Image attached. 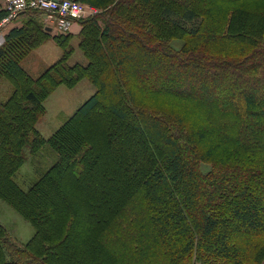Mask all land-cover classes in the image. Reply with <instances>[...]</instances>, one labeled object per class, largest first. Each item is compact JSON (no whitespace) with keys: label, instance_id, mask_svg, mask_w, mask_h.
Segmentation results:
<instances>
[{"label":"trees","instance_id":"1","mask_svg":"<svg viewBox=\"0 0 264 264\" xmlns=\"http://www.w3.org/2000/svg\"><path fill=\"white\" fill-rule=\"evenodd\" d=\"M77 1L97 9L79 21L86 64H68L72 34H52L33 9L0 47V78L13 85L0 102V199L34 228L20 244L0 223V264H264V0H163L150 13L151 0ZM50 38L63 53L34 77L20 62ZM83 78L95 92L44 138L43 101ZM97 108L128 123L146 154L128 169L117 153L122 179L102 191L85 182L112 159V138L90 120ZM45 146L56 159L21 188L16 172ZM54 175L83 197L52 200ZM33 199L50 214L33 212Z\"/></svg>","mask_w":264,"mask_h":264},{"label":"rangeland","instance_id":"2","mask_svg":"<svg viewBox=\"0 0 264 264\" xmlns=\"http://www.w3.org/2000/svg\"><path fill=\"white\" fill-rule=\"evenodd\" d=\"M163 0H151L148 4L143 5V11L144 12H156L157 9H159V2ZM257 2V1H255ZM259 2H262L259 0ZM244 7V6H242ZM93 14H87L83 18H86L88 16H91ZM147 15V14H146ZM81 18V19H83ZM249 20L247 19H240L242 20V26H247V21H253L256 22L257 18L254 16H249ZM77 20L76 24L79 28L73 29L72 27L67 31L72 34L68 41V46L71 49V53L68 59V64H74L76 62H79L81 64L87 63V58L82 54L81 50L79 49L78 43H79V30H80V24ZM51 30L50 32L52 34H57L60 32L56 27L50 26ZM240 27V26H239ZM120 28V27H117ZM5 41V36L2 37L0 40V47ZM176 44H179L177 41H173ZM63 53V50L59 45L56 44V42L53 41L52 38L46 40L45 42L38 45L36 48H33L28 51L24 55V57L21 60V66L32 76L39 75L45 68H47L50 64L55 62L59 57H61ZM161 53V52H160ZM101 64V63H100ZM94 68L101 69L99 63L96 62V66ZM95 70V69H94ZM109 80H111V77H108ZM160 84H163V81L160 80ZM13 90L12 83L5 77L2 76L0 78V102L7 99V97L10 95V93ZM96 88L95 86L87 79L83 78L80 81H78L74 86L67 87L65 85H59L56 87L49 96L43 101V106L45 108V113L40 117L38 122L36 123V129L41 133V135L44 136V138H48L69 116H71L75 110L87 99L89 98L94 92ZM183 109V107L181 108ZM100 108H97L95 113H93L90 117V120L92 121V124H94L96 127H102L103 130L105 129V132L107 133V138L110 139L111 148H109L108 151L112 154V159H107L105 162L107 166L109 167H103L101 170H97L94 172V176L91 177L90 181H85L89 189L90 185L100 191H102L104 188L109 189L112 188L115 181H119L122 179V175L117 173L115 170L117 168L118 164V156L122 153L123 161L119 160V163L122 167H129L136 163L135 156L142 151L141 144L139 142L138 136L136 133L131 131V126L126 123L121 125H118L116 123V119L109 115L106 111L102 110L100 112ZM15 122L14 124L20 125V118H17L14 114L9 113L6 117V121L12 120ZM76 121H79L81 125H86L88 128H84L83 131L86 133V130H90V126L87 125L85 121L81 122L80 117L77 118ZM85 122V123H84ZM122 124V123H121ZM197 121H193L192 126L196 127L198 126ZM83 127V126H82ZM111 133V136L109 135ZM83 144L81 145V147ZM27 152V151H26ZM41 157L38 156H31L29 155V159L19 168V170L16 172L15 175V181L17 184L23 188L27 189L29 185L36 180L40 174L46 170L56 159L57 154L55 151H53L48 146H45L44 149L41 150ZM119 153V155L117 154ZM92 153L84 151L80 152V157L85 158L87 160L92 158ZM146 154L143 153V156ZM34 157V158H33ZM146 157V156H145ZM82 164L85 165V162L82 161ZM105 165V164H104ZM137 169L141 167V164L139 162L136 163ZM102 166V165H100ZM206 168V166H205ZM115 171V172H114ZM72 177L75 176L74 168H71ZM112 176V177H110ZM64 178V179H58V177H55L54 179L57 181L55 182V186L51 187L48 193L49 196L52 198V200H56V193H60L61 191L65 195H73L75 192L77 195H80L83 197L82 193L76 186V184L72 183L73 178ZM76 177V176H75ZM75 179V178H74ZM115 180V181H114ZM84 182V181H83ZM57 183V185H56ZM59 184L61 187H59ZM82 184V183H81ZM55 187V188H54ZM91 189L90 191L94 190ZM89 191V192H90ZM100 194V193H99ZM54 200V201H55ZM96 202V201H95ZM32 210L33 212H40V213H48L49 204H45L44 207H41L37 203L36 200L33 199L32 202ZM83 207L84 213H90L91 205ZM27 207V206H26ZM95 207L99 208V205L95 203ZM34 213V214H35ZM86 220L89 221V217L86 216ZM0 223L5 227L8 236L13 241H16L17 243H25L34 233L33 226L25 220L16 210H14L8 203H6L4 200L0 199ZM60 260L63 264H72V262L76 263V258L72 261H67V259L64 258V256H59ZM198 264V263H197Z\"/></svg>","mask_w":264,"mask_h":264},{"label":"built area","instance_id":"3","mask_svg":"<svg viewBox=\"0 0 264 264\" xmlns=\"http://www.w3.org/2000/svg\"><path fill=\"white\" fill-rule=\"evenodd\" d=\"M5 14L0 18V40L11 22L28 9L41 13L43 22L67 32L77 20L87 14H95L97 9L77 0H0Z\"/></svg>","mask_w":264,"mask_h":264},{"label":"crops","instance_id":"4","mask_svg":"<svg viewBox=\"0 0 264 264\" xmlns=\"http://www.w3.org/2000/svg\"><path fill=\"white\" fill-rule=\"evenodd\" d=\"M77 28H79L78 26H77V24H76V22L75 23H73V25H72V30L74 29H77Z\"/></svg>","mask_w":264,"mask_h":264},{"label":"water","instance_id":"5","mask_svg":"<svg viewBox=\"0 0 264 264\" xmlns=\"http://www.w3.org/2000/svg\"><path fill=\"white\" fill-rule=\"evenodd\" d=\"M46 30L50 31L51 29L48 27V28H46Z\"/></svg>","mask_w":264,"mask_h":264}]
</instances>
